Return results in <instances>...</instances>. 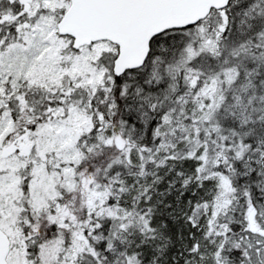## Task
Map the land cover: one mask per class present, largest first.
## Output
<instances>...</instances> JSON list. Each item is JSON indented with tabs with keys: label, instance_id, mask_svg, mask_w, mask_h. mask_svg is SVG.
Listing matches in <instances>:
<instances>
[{
	"label": "snow or ice",
	"instance_id": "1",
	"mask_svg": "<svg viewBox=\"0 0 264 264\" xmlns=\"http://www.w3.org/2000/svg\"><path fill=\"white\" fill-rule=\"evenodd\" d=\"M0 264H264V0H0Z\"/></svg>",
	"mask_w": 264,
	"mask_h": 264
}]
</instances>
